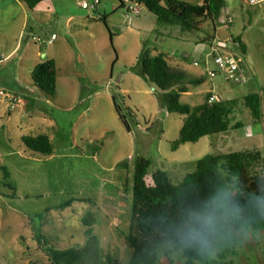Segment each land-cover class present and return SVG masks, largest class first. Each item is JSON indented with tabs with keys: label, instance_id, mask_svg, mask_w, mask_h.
<instances>
[{
	"label": "rangeland",
	"instance_id": "1",
	"mask_svg": "<svg viewBox=\"0 0 264 264\" xmlns=\"http://www.w3.org/2000/svg\"><path fill=\"white\" fill-rule=\"evenodd\" d=\"M123 1L128 10L113 12L105 1L91 9L96 19L107 13L112 40L99 19L94 29L82 32L83 36L97 37L96 52H89L91 47L80 37V48L67 53L71 63H65L62 69L66 72L61 70L57 76L56 95L47 97L53 104L47 108L54 119L55 132L35 130L49 134L54 146L51 155L22 145L16 136L20 133L14 124L18 118L16 109L10 113L11 119L8 113L0 118V130L5 138L9 135L12 139L6 148L0 146V165L9 176L5 180L0 169V264L46 262L47 254L39 246L86 248V264H127L131 250L125 237L130 227L136 158L150 161L149 182L151 174L161 169L178 184L204 155L228 151L214 144L215 135L173 150L171 144L178 138L185 116L168 112L161 99L163 92L135 74L133 66L141 51L150 48L152 54L163 53L172 66L193 76H206L202 83L190 85L188 92L181 94L180 101L190 106L201 104L208 92L220 94L223 100L241 97L251 91L250 82L236 84L222 75L208 76V70L215 67L210 57L211 43L228 41L230 37L242 40L246 46L244 64L254 67L259 33L264 27V3L225 0L218 18H196L197 27L182 30L179 24L158 23L144 6L139 11L134 0ZM138 28L143 30L138 32ZM32 29L30 33L22 31L19 40L17 26L14 32L20 49L16 54L26 47L35 54L42 53L52 32L60 37L67 29V35L71 34L64 21L59 28L48 25ZM12 41L9 39L10 44ZM6 44L2 35L0 47ZM238 106L237 112L229 115L230 124L241 121L248 127L252 115L243 103ZM229 147L238 151L240 146ZM256 148L263 156L259 169L264 178V147L251 145L244 149ZM70 199L74 201L69 206L59 208ZM37 235L45 238V246L37 242ZM238 238L237 254L223 264H264V231ZM158 250L160 264H184L180 251L171 245H161Z\"/></svg>",
	"mask_w": 264,
	"mask_h": 264
},
{
	"label": "trees",
	"instance_id": "2",
	"mask_svg": "<svg viewBox=\"0 0 264 264\" xmlns=\"http://www.w3.org/2000/svg\"><path fill=\"white\" fill-rule=\"evenodd\" d=\"M33 9L43 0H22ZM156 16L158 23L179 24L182 30H190L199 24L196 18H218L225 6V0H204L193 4L181 0H134ZM125 3L120 0L119 7ZM109 31L106 17L99 16ZM133 71L145 81L163 92L161 99L166 110L184 115L179 136L171 144L176 150L185 143H195L207 135H215L231 128L229 115L242 102L250 111L253 120L259 119V103L256 94L243 99L218 100L209 102L212 93L204 96L201 104L190 106L180 101V96L188 92L190 85L202 83L206 76H193L185 70L172 66L163 53L152 54L144 48L138 56ZM32 82L47 96L57 92V69L50 59L34 66ZM122 116V115H121ZM123 121L126 120L122 116ZM23 145L30 151L42 155L53 153V143L48 133H38L22 137ZM263 156L258 149H244L227 153L206 154L197 160L195 168L174 184L164 170L157 169L147 180L150 161L137 157L134 168L131 219L125 241L131 250L127 264H160L158 247L169 244L180 251L184 264H223L228 257L237 254L239 236L246 233L257 234L264 231V178L259 169ZM124 165V164H123ZM4 179L8 172L0 165ZM13 188L9 182H6ZM70 199L59 208L69 206ZM220 205V207H217ZM211 217L214 229L196 227L211 244V251L182 239L188 221L194 216ZM84 223H87L84 220ZM88 234V232H87ZM37 242L47 244L42 235ZM23 239V238H21ZM47 262L30 264H86V248L46 249ZM166 255L168 250H165ZM232 263V261H229Z\"/></svg>",
	"mask_w": 264,
	"mask_h": 264
},
{
	"label": "crops",
	"instance_id": "3",
	"mask_svg": "<svg viewBox=\"0 0 264 264\" xmlns=\"http://www.w3.org/2000/svg\"><path fill=\"white\" fill-rule=\"evenodd\" d=\"M103 1H105L106 4H108V2L111 4V10L113 12L125 10V8L128 10L124 1V7H119L120 0H116V3L113 0H98L97 4L87 8L82 6V2H87L89 5H92L93 0H43L32 10L29 9L22 0H0V37L5 35L8 41V44L0 47V88L7 90L6 92L8 94L18 99L16 107L14 108L16 109L18 118L14 119V124L16 130L20 132L16 135L20 141L23 136L40 133L35 130L43 129L46 130V132H55V125L53 124L54 119L47 108H52L53 104L32 82V69L38 63L52 59L56 64L57 76L62 72L61 70L66 72L65 69H62L64 64L71 63V60L68 58L69 54L67 53L70 49L80 48L81 42H78L80 37H83L89 47H91L89 52H96L97 46L95 47V45L97 43V37L94 34L83 36L82 32L94 29V27L97 26L99 23L97 21L100 20L99 18H97V20L91 13V9L96 8ZM137 7L140 11L141 5H137ZM102 15L105 16L107 20V13ZM63 21L66 27L70 29L71 34L67 35L66 29L60 37L56 35L54 39H49L47 42H44V48L46 49H44L42 53L36 52L35 54L26 47L19 54H16L20 49H18L19 44L16 43V35L14 32L18 25L19 30L16 34L20 40V38H22V31L28 30V33H30L33 30L32 27L42 28L48 25L52 28H59ZM1 26H3V28H1ZM126 28L131 29L130 27ZM137 30L141 32L143 29L138 28ZM53 34H55V32H52V35ZM99 36L102 37L103 34ZM28 37L27 34L26 38ZM9 39L13 40L11 44L9 43ZM240 41L242 43L243 53L245 54L246 46L242 40ZM258 48L259 53L254 67H251L248 63L246 66L243 57V66L247 72V79L245 81L250 82L253 86L251 87V91H249V93H244L241 97H233L227 100H241L249 94H256L259 103V119L255 122L252 118L248 123V127L241 121H235L231 123V128H229V130L215 134L214 144L219 146L220 150L227 148V152H231L232 150L229 145L240 146L238 150L251 145L264 147V27L259 33ZM217 96L222 99L220 94ZM238 105L235 107L232 114L237 112ZM14 109H9L8 101L0 97V118L5 113L10 115ZM12 117L13 116L10 115L8 119ZM0 127H2V125H0ZM33 132L36 133L33 134ZM11 140L9 135L5 138L4 131L1 129L0 146L6 148L8 143H12ZM227 152L220 151V153Z\"/></svg>",
	"mask_w": 264,
	"mask_h": 264
},
{
	"label": "built area",
	"instance_id": "4",
	"mask_svg": "<svg viewBox=\"0 0 264 264\" xmlns=\"http://www.w3.org/2000/svg\"><path fill=\"white\" fill-rule=\"evenodd\" d=\"M250 5H257L264 3V0H245ZM98 3V0H93V4L89 5L87 2H82V6L87 8ZM229 24L232 23V19L229 18L227 21ZM56 36L52 35V39ZM33 40H38V38L32 37ZM243 49L240 39L230 37L228 41H212L211 43V53L210 57L214 63V68L209 69L207 74L211 77H216L218 75L224 76L226 81L232 83H240L247 79V72L245 68L241 67L243 62L242 59ZM0 97L8 101V108L14 109L18 99L8 94L4 91H0ZM220 100L214 93L209 97V102H215Z\"/></svg>",
	"mask_w": 264,
	"mask_h": 264
},
{
	"label": "clouds",
	"instance_id": "5",
	"mask_svg": "<svg viewBox=\"0 0 264 264\" xmlns=\"http://www.w3.org/2000/svg\"><path fill=\"white\" fill-rule=\"evenodd\" d=\"M220 207V205H217ZM196 223L204 229H214L211 217L206 215L194 216L188 221V227L183 234L182 239L187 243H193L203 249L205 253L211 251V244L207 238L201 233L200 229L196 227Z\"/></svg>",
	"mask_w": 264,
	"mask_h": 264
}]
</instances>
